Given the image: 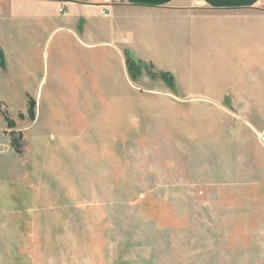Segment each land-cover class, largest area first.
Returning a JSON list of instances; mask_svg holds the SVG:
<instances>
[{"label":"rangeland","instance_id":"rangeland-1","mask_svg":"<svg viewBox=\"0 0 264 264\" xmlns=\"http://www.w3.org/2000/svg\"><path fill=\"white\" fill-rule=\"evenodd\" d=\"M130 63L121 91L83 94L78 188L45 177L24 135L0 138V264H264V144Z\"/></svg>","mask_w":264,"mask_h":264},{"label":"crops","instance_id":"crops-1","mask_svg":"<svg viewBox=\"0 0 264 264\" xmlns=\"http://www.w3.org/2000/svg\"><path fill=\"white\" fill-rule=\"evenodd\" d=\"M129 56L170 73L175 98L237 110L264 144V0H0V111L14 126L0 138L21 133L45 177L78 188L83 94L121 91Z\"/></svg>","mask_w":264,"mask_h":264},{"label":"trees","instance_id":"trees-1","mask_svg":"<svg viewBox=\"0 0 264 264\" xmlns=\"http://www.w3.org/2000/svg\"><path fill=\"white\" fill-rule=\"evenodd\" d=\"M130 65L134 66V70L131 72V76L134 79V77H136L137 72L140 70V62L137 63V64H135V65L130 63ZM143 68L145 69V71L148 74H150V76L153 79H157L158 78V79H161V80L165 81L168 85H172L173 79H172V76H171L170 73H167V72H157V71L154 70L153 66L150 65V64L149 65L143 64ZM34 106H35V103L31 100L30 101V108H31V110L34 109ZM17 135H19V137L22 136L21 133H17L16 131H13L11 133V136L13 137L14 140H15V137H17ZM18 152H21V151L18 150Z\"/></svg>","mask_w":264,"mask_h":264},{"label":"built area","instance_id":"built-area-1","mask_svg":"<svg viewBox=\"0 0 264 264\" xmlns=\"http://www.w3.org/2000/svg\"><path fill=\"white\" fill-rule=\"evenodd\" d=\"M62 11V10H61Z\"/></svg>","mask_w":264,"mask_h":264}]
</instances>
